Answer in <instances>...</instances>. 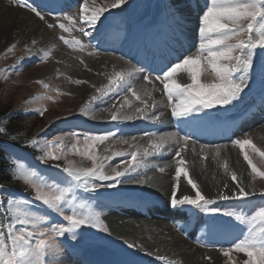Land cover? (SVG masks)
<instances>
[{"label": "snow or ice", "instance_id": "6c2138e0", "mask_svg": "<svg viewBox=\"0 0 264 264\" xmlns=\"http://www.w3.org/2000/svg\"><path fill=\"white\" fill-rule=\"evenodd\" d=\"M129 3L130 0H108L102 4H97L96 0H91V3L90 0H81L78 11L69 14L63 8L59 11L50 9L45 13L34 0H15L16 7L31 11L49 29L59 28L69 35L78 30L83 37L96 40L97 45L101 42H131L134 39L127 29L113 31L105 23L109 19L106 13L111 15V10L116 9L122 12ZM185 15L178 4L165 3L160 19L153 25L151 46L144 42L146 57L150 54L155 56L156 50H159V37L170 33L168 41L159 42L165 48L171 47L170 41L180 39ZM48 17L56 22L49 23ZM197 21L195 32L198 44L194 52L183 55L182 59L177 55L174 61L166 63L155 75L140 61L133 63L121 56L123 66L119 70L114 64L111 72L97 73L105 76L107 83L99 87L92 85L95 94L79 109L80 114L88 115L94 111L93 105L97 101L102 102L104 98L114 95L117 99L110 107L103 109L106 115L99 118L117 123L160 121L165 113L157 111V101L153 95L157 90L155 85L159 83L162 86L159 91L166 97V107L170 116L178 122V130L146 132L140 137H121L119 140H116L119 130L102 134L71 132L45 140L33 137L27 141L25 146L39 151L37 158L41 164L58 169L63 175L59 179L54 178L20 157L12 160L11 179L31 189L33 195L31 198L15 195L0 184V264H65L66 253L79 252L92 242L90 230L111 236V230L98 210L100 190L114 189L122 184L148 185L152 177L146 174L142 178L137 177H141L142 170L153 166L152 161L156 157L169 151L174 152L173 164L155 167L161 174L174 167L170 206L181 211L187 208L195 215L201 212L207 214L209 220L201 223L202 232L215 229V216L229 217L241 227L242 232L228 248L221 250L228 264H236L234 252L244 254L246 259L242 264H264V205L251 212L246 210L251 198L257 196L254 182L257 178L264 180V170L254 162V156H259L264 163V149L249 137L232 141L250 169L253 184L248 186L251 190H246L237 172L230 168L228 159L222 158L227 145L201 144L197 150L191 134L186 131L181 134L184 127L193 123L219 121L222 113L239 110L250 91L254 76H259L264 85V0H207ZM57 39L73 51L84 52L90 47V43L76 37L69 39L64 34ZM37 43L33 39L30 45L26 44V55L18 58L8 70H18L24 59L32 55ZM55 47L53 44L42 51L39 57L41 62H47L52 57ZM16 48L17 44L13 43L5 51L12 53ZM96 54L95 49L88 52L90 56ZM171 56L172 52L169 51L165 59ZM77 59L86 70L91 71L82 57ZM4 71L0 69V72ZM180 74H186L189 82H180ZM205 74L211 79H204ZM65 78L75 85L89 83L84 79ZM137 78L151 85V91L137 88ZM36 82L46 91L35 100L54 101L56 97L49 94L51 91H56L58 95L71 94L51 89L44 80ZM261 107L264 108V92ZM36 111L43 116L47 108L41 106ZM247 111H243L242 115H247ZM0 135H8L5 127H0ZM109 141L127 145V150L112 151L110 155L98 154V146ZM189 151L200 157L202 168L206 167L204 162L211 157L224 175L230 178L233 187L224 182L214 198L207 196L200 183L190 174V162L186 159ZM70 152L90 161V166L68 159ZM115 157L123 158L121 165H111ZM61 161L64 163L61 164ZM182 178L193 195H177L182 187ZM259 196L264 199V191ZM229 201L234 202L231 210L214 206L218 202ZM184 230L187 231V227ZM123 243L129 249L143 250V245L127 240ZM204 258L211 260L209 256ZM157 259L163 264H181L165 256H157Z\"/></svg>", "mask_w": 264, "mask_h": 264}, {"label": "rangeland", "instance_id": "374dc122", "mask_svg": "<svg viewBox=\"0 0 264 264\" xmlns=\"http://www.w3.org/2000/svg\"><path fill=\"white\" fill-rule=\"evenodd\" d=\"M178 1L182 2L183 0ZM70 2L76 6L75 12H77L78 3L81 2V0ZM106 2H108V0H96L97 4ZM34 3L45 13L50 10V7H52V9H56V4L55 6L52 3L44 5L40 0H34ZM165 3L176 5L177 0L176 2L175 0H130V3L122 12L119 9H116L111 10V15L106 13L105 15H108L109 19L105 21V23L108 24L111 29L114 27L115 29H112L113 31L117 29H127L132 37H135L142 31L145 24L148 25V23L156 20L158 21ZM63 9H65L69 14L75 13L73 12V9L71 10L68 6H65ZM198 15L193 19L184 18L181 26H184L185 23V25H189L195 31L198 22ZM18 16L21 18L20 21L22 20L21 25H17L15 23L16 19L19 18ZM11 18L14 19L11 20ZM48 22L55 23L56 21H54L51 17H48ZM3 23L5 25H3ZM65 23L67 22L65 21ZM116 25L117 27H115ZM186 33L188 36H191L189 30H186ZM61 34H64L69 39L73 37L80 38L85 43H90V47L84 52L73 51L57 39V37ZM33 39L37 40L38 43L33 47L32 55L24 59L18 70H8L9 66L16 64L18 58L26 55L24 46L26 44L30 45L31 40ZM136 40H138V37ZM192 42L195 46L198 44V36L196 32L195 38ZM13 43L17 44L16 50L12 53H6V48ZM125 43H127V45H125ZM53 44H55L56 47L53 51L52 57L47 62H41L39 57L42 54V51L51 47ZM129 44L130 42H119L117 48L120 50V54L123 52L128 53ZM101 46L106 47V42H101L97 45L96 40L90 39L89 37H83L78 30L73 31L69 35L68 33H62L59 28L49 29L46 24L43 21H40L31 11L26 8L16 7L15 0H0V69L6 70L4 72H0V105L7 103L11 108L5 116L0 118V127H5L6 131H11L10 126H14L19 130L17 131V134H11L8 139H3L2 135H0V152L2 151L0 161H2L5 171L10 177L9 182L2 184L15 195H22L26 198H31L33 195L31 189H26L21 182L11 179V162L15 157H20L29 165L38 168L42 172L47 173L49 176L54 178L59 179L63 175L58 169L41 164L37 158L40 154L38 150L25 146L27 141L33 137L45 140L63 133L77 132L81 134H102L109 131L119 130L116 136V140H119L121 137L125 139H130L132 136L140 137L146 132L163 133L172 130V127H169V121L172 119L170 113H168L165 117L163 116L160 121L153 122L155 126L151 128L145 127L147 124L150 125V123H143V120L117 123L99 118L106 115V113L103 112V109L110 107L113 100L117 99L114 95L104 98L102 102L97 101L93 105L94 111L88 115H82L79 113L80 107H82L83 104L90 100L91 96L95 94V89L92 85L96 84V86L99 87L107 83L105 76L98 75L99 78H101V80L98 81L97 79L94 80L91 78L92 74L97 75V73H103L105 71L111 72L114 64L117 66V70H119L118 63L114 62V59L110 56L121 57V55L112 51L114 50L113 46H110L108 49H102ZM195 46L192 52L195 51ZM94 49L97 50V54L93 56L88 55V52ZM77 57H82L91 71L86 70L84 66L79 63ZM57 61H60V63H57ZM96 64L99 65L98 68L95 67ZM180 75H183L186 78V83L189 82L186 74ZM65 77H71L72 79H84L89 81V83L85 84V86L75 85L70 83ZM203 78L211 79V76L205 74ZM38 80H44L53 90L59 89L60 92H68L71 94L58 95L56 91H51L49 94L56 97L54 101L35 100V97L45 93L46 91L41 84L36 82ZM82 86L85 88L82 89ZM262 92H264V85H262L260 77L254 76L250 85V91L245 97V102L241 108L236 111L222 113L221 115L224 119H230L232 117L238 118L246 116L242 115V112L248 110L247 115L252 112L255 114V117L258 116L256 124H254L251 128L245 127L237 135L236 139L249 137L258 147L264 149V145L256 142V137L253 135L256 130L264 127V108L261 106L258 107ZM79 93L81 95H79ZM85 95L87 96L85 97ZM41 106H45L47 108V111L43 116H40L36 111V109ZM249 106H251L250 109ZM157 107H159L158 104ZM93 116L98 118L93 119ZM20 137L22 140L19 139ZM15 139H19L21 141V146H15L18 143ZM68 139L71 140V137ZM194 141L196 142L197 150L199 149V145L207 144L205 142L200 143L196 140ZM232 141L233 139L220 144L208 143L207 145H227L228 149H236L238 160L239 162L242 161L240 164L243 172L239 171L237 166H235V169L234 166H232L233 163L228 159V161H230L229 165L233 170L238 172V178L242 180V182L244 181L243 184L246 187V190H251L248 188L250 184H253L250 179V169L248 168L247 162L244 161L240 150L233 146ZM144 142L146 143V138ZM116 144L117 143L109 141L103 145H99L97 153L100 155H110L112 151L127 150V148H115L114 146ZM106 148L108 149L107 152H105ZM249 151L251 150L249 149ZM173 156L174 152L171 151V153L167 152V155L164 157H156L157 159L164 158L165 160H159L158 163H153L152 167L142 170L141 177L137 178H142L145 174L147 176H150L152 173L159 174L160 172L157 170L155 165H159L161 167L166 166V161L169 162V165H171L173 164ZM67 158L75 160L77 164H83L84 166H90L91 163L90 161H87L78 155H74L71 152L68 154ZM222 158L227 157L222 154ZM122 159L123 158L121 157H115L110 163L112 166L121 165ZM254 162L257 163V166L260 167L261 170H264V163L261 162V158L259 156H254ZM60 163L63 164L64 162L61 161ZM210 163L211 165H207L208 167L210 166L211 168L212 165H214L219 168L214 161L206 162L205 164ZM207 166L205 167L206 169L208 168ZM168 169H172L170 170L171 173L174 172V167H169ZM217 172L218 170H216V173ZM171 173V182L167 183L166 186L170 187V192V185L173 182ZM163 174L168 175L167 171ZM190 174L193 178H197L191 169ZM245 176L246 178H244ZM196 180L201 185V181L198 180V178ZM230 187L232 188L233 184ZM145 188L146 190L141 187L139 188V186L134 184H122L114 189H101V196L99 198L100 207L98 210L102 212V218L110 228L112 235L106 236L105 234L96 233L94 230H90V235L93 237L92 242L83 246L79 252L66 253L65 264H163L162 261L157 259V256H165L168 259L180 261L181 264H185L183 260L181 261L171 255H167L166 253L160 254L158 251H147L148 249H146V247H143V250L127 248L123 243L124 240H127L130 243L134 242L115 235L113 232V226L123 225L126 222L133 221L138 222L136 224V227L138 228H140L143 224L151 225L157 222L165 221V225L174 230L188 243H191L194 250H199V252L204 253L205 257H211L210 261L205 259L207 264H228L227 258L223 257L221 250L228 248L230 244L241 235V227L237 226L229 217L217 215L215 216V229L209 232H202L200 231L201 223L205 220H209V216L207 214L201 212L198 215H195L187 208L183 211L173 209L170 206V192L169 194L167 193L168 195H162L159 191L153 190L152 186L149 184ZM201 188L204 193L209 196V193L206 189H203L202 185ZM254 189L257 192V196L252 197L251 203L247 205L246 210L248 212L254 211L264 205V199H261L259 196V193L264 191V180L257 178L254 182ZM162 190L164 189L162 188ZM156 192H159L160 194ZM185 194L193 195L194 193L182 178V187L177 195L180 196ZM215 196L216 195H210L209 197L214 198ZM36 203L39 205V202ZM233 203L234 202L231 201L218 202L214 206L221 209L231 210L230 206ZM153 205L154 207H151ZM143 206H150V208ZM145 212L149 214H146ZM161 213L167 215V218H154L155 215L158 216V214ZM162 217L164 218V216ZM185 227H187V231L184 230ZM157 230L162 233L166 232L165 226H162V228H158ZM188 231H191L192 234L195 232L199 241L197 242V240L193 238L190 240L186 236ZM138 245L141 244L138 243ZM146 252L152 253V255H147ZM201 259L202 261L204 260L202 255ZM244 259H246L244 254L233 253V260L236 261V264H242Z\"/></svg>", "mask_w": 264, "mask_h": 264}, {"label": "bare ground", "instance_id": "6f19581e", "mask_svg": "<svg viewBox=\"0 0 264 264\" xmlns=\"http://www.w3.org/2000/svg\"><path fill=\"white\" fill-rule=\"evenodd\" d=\"M48 1L54 2L55 4H56V2L61 3L59 0H48ZM175 2H176V0H175ZM205 2H206V0H183L182 2L177 0V4L181 7V11L186 13V15L184 17L185 18H189V19H193L197 15V13L202 8V6L204 5ZM6 11H8V10H6ZM14 18H11V20L14 19ZM20 19H21L20 17L16 19L15 23L17 25H19V24L21 25L22 24V22H21L22 20L20 21ZM3 25H5V24L3 23ZM152 26H153V24H151V28H152ZM12 29H13V27H12ZM150 30H153V29H150ZM189 32L192 34V30H189ZM169 35H170V33L168 35H165V37H163V38L162 37L159 38L157 40V43L161 46V43H159V42L163 41V40L168 41L169 40ZM180 37H181V40H186L187 41V38L191 37V36L190 35L188 36L187 33L183 34V32H182V35ZM141 40H143V38H142L141 35H139L138 36V41H141ZM176 43L178 44V41H176V40L170 41L171 45H174ZM110 57L114 59V62L118 63V69L123 66V61L120 59V57H116V56H110ZM145 59H146V57H145ZM158 60L159 59H156L155 61H153L154 62L153 64L152 63L148 64L147 67H148V69L151 72H153L155 70V68L156 69L159 68V65L157 63ZM98 66L99 65L96 64L95 67L98 68ZM152 75H155V74L152 73ZM91 78L94 79V80L97 79L98 81L101 80V78H99L98 75H93L92 74ZM179 80L182 83H186L187 82L186 78L183 75L179 76ZM135 83H136L137 88H145V89H148L149 91H151L152 86L146 84L143 81L142 78H137ZM88 87H89V85H88ZM155 87H156L157 90L153 93V95H154L156 101L158 102L157 104L159 105V107H157V111L158 112H160V111L164 112L165 113L164 117H165V116L168 115V113H170L169 109L166 107L167 101H165L166 98L159 91V89L161 88V85H159V83H157L155 85ZM83 88H85V87L82 86V89ZM79 95H81V94L79 93ZM86 96L87 95H85V97ZM153 122H155V121H153V120H143V123H146V124L147 123H151L150 125H154ZM223 123H222L221 120L213 121V123H212L210 128H205V127H203L201 125H194V124L193 125H189V126L183 128V131H182L181 134H183V132L186 131V132H189L191 134V136H196V137L202 138V140L207 141V143L210 142L212 139L215 142H221L222 143V141H226L227 140V138H228L227 135L232 132L231 128H228L227 126L223 125ZM230 125H232V124H230ZM237 125H239V123ZM169 130H171V129H169ZM171 131H176V128L174 127ZM253 135L256 137V142L260 143L261 145H264V139H262V137H264V127L256 130L253 133ZM114 147L115 148L117 147V148H123L124 149V148H127V145H123V144L117 143ZM169 152L171 153V151H169ZM222 154L225 155V157H227V159H229L233 163L232 166H234V168H235V166H237L239 168V171L243 172L241 170L242 167H241V164H240L242 161L240 160L241 162H239L235 148L234 149H228V147H227L226 151H224ZM166 155H167V152L163 156H160V157H164ZM186 159L190 162V169L193 171V173L198 178V180L201 181V185H202L203 189H206V191L209 193V196L210 195H212V196L217 195V192L221 189L222 184L224 182H227L229 184V187L232 185V182H231L230 178H227L224 175L223 170L221 168H218V167H216L214 165H212L211 168H210V166L209 167L207 166V165H211L212 162L210 164H205L208 167L207 169L206 168H202L201 167L200 157L197 156V155H193L191 151H189L186 154ZM159 160H165V159L164 158H162V159L155 158L152 161V164L153 163H155V164L158 163ZM210 161H212L211 157H209V159L206 162H210ZM236 161L239 163V165H238V163ZM166 164L169 165V162L166 161ZM230 168H232V167L230 166ZM170 170H172V169H167L168 175L167 174H160V173L159 174L152 173L149 176V177H152V181L149 183V185L152 186L153 190L159 191L162 195H168L169 194L170 187L169 186L166 187V186H167V183L171 182L170 181L171 180L170 179L171 178L170 177V173H171ZM216 170H218L217 173H216ZM244 175H245V173H244ZM246 176L244 178H246ZM197 178H195V179H197ZM134 185H136V184H134ZM137 186H139V188L141 187L144 190H146L145 187L147 185H137ZM162 188L164 190H162ZM159 192H156V193L160 194ZM151 215H152V213H151ZM161 216H164V219L167 218V215H164L162 213L158 214V216L155 215L154 218L155 219H162ZM164 222H157L158 224L154 223V224H151V225L143 224V225L140 226V228L136 227V224L138 222H134V221L133 222H126L123 225L113 226V230H114L113 232L115 233V235H117V236H119L121 238L123 237V238L129 239L130 241H132L134 243H137V244L140 243L141 245H143L144 248L146 247V249H148L147 251H152V252L158 251V253H160V254L166 253L167 255H171V256H173V257H175L177 259H180L181 261L183 260L185 264H207L206 261H205V258H204L203 261L201 259V255H202V257H205L204 253L199 252V250H194L192 248V244L191 243H188L186 240H184L174 230H172L171 228L166 226ZM162 226H165V228H166V232L165 233L160 232L159 231L160 229L157 230L158 228H162ZM213 254H215V253H213Z\"/></svg>", "mask_w": 264, "mask_h": 264}, {"label": "trees", "instance_id": "16d2710c", "mask_svg": "<svg viewBox=\"0 0 264 264\" xmlns=\"http://www.w3.org/2000/svg\"><path fill=\"white\" fill-rule=\"evenodd\" d=\"M10 109L11 108H10L9 104H7V103H3L2 105H0V118L5 116L10 111ZM10 129H11V131H9V130L6 131L8 133L7 136L2 135L3 139H5V138L8 139L11 134H15V133L17 134V131H19L18 128L14 127V126H10ZM19 139H21V137ZM19 139H15V141L18 142L17 145L14 144L15 146H21V141ZM1 152H0V157L2 155ZM3 168H4V171H3ZM9 181H10V177L7 174V172L5 171V167L3 166L2 161H0V183L6 184Z\"/></svg>", "mask_w": 264, "mask_h": 264}]
</instances>
